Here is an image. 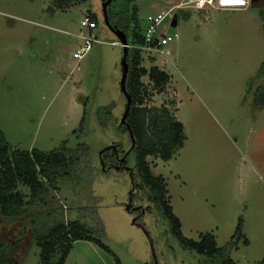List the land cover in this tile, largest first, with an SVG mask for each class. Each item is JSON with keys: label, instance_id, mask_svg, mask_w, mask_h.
Instances as JSON below:
<instances>
[{"label": "rangeland", "instance_id": "obj_1", "mask_svg": "<svg viewBox=\"0 0 264 264\" xmlns=\"http://www.w3.org/2000/svg\"><path fill=\"white\" fill-rule=\"evenodd\" d=\"M178 1L136 0L141 27L149 15ZM261 1L259 6L250 0L243 9H181L177 27L168 30L178 35L171 59L142 52V67L157 66L171 76L163 93L143 78L151 94L146 105L166 106L185 131L184 146L171 160L148 161L152 173L166 180L184 236L195 241L207 233L216 237L222 254L210 259L184 246L142 194L135 208L151 207L135 224L126 208L131 173L101 167L100 153L113 145L128 154V168L136 164L135 153H128L130 133L117 126L127 104L120 87L123 50L112 44L116 36L104 24L102 0L54 12L51 0H0V125L8 143L43 152L85 144L92 160L83 159L79 169L47 184L43 200L28 209L21 224L0 223V230L11 224L5 231L8 241L24 237L18 252L22 264L41 263L33 221L45 230L63 213L66 220L95 225L91 209L104 225L103 242L111 253L94 242L77 241L66 264H222L229 258L264 264V106L257 102L258 91H264ZM89 12L101 21L93 33L98 42L78 60L73 55L84 42L81 22ZM109 105L117 121L111 118L104 127L99 113L105 120ZM87 165L91 171L81 176ZM19 191L32 199L26 185L20 183ZM18 226H24V236Z\"/></svg>", "mask_w": 264, "mask_h": 264}, {"label": "trees", "instance_id": "obj_2", "mask_svg": "<svg viewBox=\"0 0 264 264\" xmlns=\"http://www.w3.org/2000/svg\"><path fill=\"white\" fill-rule=\"evenodd\" d=\"M83 2L85 0H51L49 10L53 12L55 10L65 11ZM251 3L259 5L257 0H252ZM138 11L136 0H113L108 8L111 24L126 32L130 48H132L131 54L129 53L128 56L130 72L127 79V90L132 99L127 118L130 128L122 125L121 121L117 123L119 131L128 133L131 131L136 140L132 152L135 153L136 157L134 175L137 179V186L132 196L134 200L137 196L140 197V194L142 197H146L151 205L168 220L172 233L184 246L196 251L201 256L214 259L222 254V250L218 248L216 237L212 233H207L201 235L200 241H195L184 236L182 223L174 213L170 203L166 180L163 176H155L152 173L148 161L149 157H157L166 162L171 160L175 152L184 146L185 131L184 125L172 115L166 106L156 108L146 105L151 94L147 90L143 78L148 77L157 92L163 93L166 85L171 81V76L157 66L149 70L141 66L142 51L139 50V47L143 43V28L138 20ZM87 14L97 22L99 27L101 21L98 14L93 12ZM114 42H119V40L116 38L112 44ZM257 102L259 106H264V91H258ZM104 111L105 115H108L105 120H102V113H99V121L104 127L109 124L111 118H115L117 121L114 116L113 105L105 107ZM116 147L118 150L110 147L103 153L102 158L106 165L117 162L118 153L125 154L121 151L120 145H116ZM89 152V147L85 144H81L76 150L63 147L51 152H43L37 149L29 151L14 149L8 143L0 125V223L9 221L14 225L21 224L28 209L43 200L42 196L46 195L47 184L53 185V181L59 175L66 176L75 169H79L83 159V162H88L90 159L89 162L91 163ZM87 167L80 171L81 176H86L91 171L92 166L87 165ZM20 183L31 190V200L27 201L19 191ZM85 194L89 197L93 195L91 194L90 182H86V180ZM150 207H147L146 210L149 211ZM82 210L87 212L90 209L83 207ZM93 210L91 209L90 213H92V217H95L93 219L96 222L95 225L81 220H66L63 218V213L59 219L53 220V224L45 230H41V228H45L43 225L33 221L35 237L41 252L40 264H66L77 241L94 242L103 250L111 253L109 247L103 242L104 225L96 217V210L94 212ZM9 223L0 230V264H22L18 252L22 248L21 241L24 237L8 241L5 231L11 226ZM23 227L19 228L18 226L17 233L24 236ZM31 232L33 233V231ZM237 236H242V223L238 227ZM118 264H122L120 260H118ZM222 264L237 263L229 258L224 260Z\"/></svg>", "mask_w": 264, "mask_h": 264}, {"label": "built area", "instance_id": "obj_3", "mask_svg": "<svg viewBox=\"0 0 264 264\" xmlns=\"http://www.w3.org/2000/svg\"><path fill=\"white\" fill-rule=\"evenodd\" d=\"M250 6V0H180L168 9H162L156 14L149 15L143 27V43L139 50L150 55H162L171 59L170 48L173 47L178 35L168 32L172 27L177 12L184 8H193L204 11L207 8L218 9H243ZM82 32L80 37L84 40L83 44L74 53V58L80 60L91 50L93 43L98 42L93 34L98 28L96 21L86 14L81 22ZM113 45H120L114 42Z\"/></svg>", "mask_w": 264, "mask_h": 264}, {"label": "water", "instance_id": "obj_4", "mask_svg": "<svg viewBox=\"0 0 264 264\" xmlns=\"http://www.w3.org/2000/svg\"><path fill=\"white\" fill-rule=\"evenodd\" d=\"M113 0H102V8H103V16H104V22L106 24V26L115 34L116 38L119 40L121 46H122V58H121V67H122V76H121V80H120V87H121V91L123 92V94L125 95V97L127 98V105H126V110L123 114V117L121 119V124L122 125H125L126 127L130 128L129 124H128V121H127V118H128V115H129V112H130V109H131V96L129 95L128 93V90H127V79H128V75H129V72H130V63L128 61V56H129V53H130V42H129V38H128V35L126 34L125 31L119 29L117 26H113L110 22V19H109V12H108V8H109V5L112 3ZM263 1H262V6H263ZM178 25V15L175 17L174 21H173V24H172V27L175 28L177 27ZM130 136H131V139H132V146H131V149L129 150L128 153H131L133 151V149L135 148V145H136V140H135V137L133 135V133L130 131ZM112 147L113 149H116L117 147L116 146H110ZM110 147L108 148H105L101 153H100V158H101V166L103 168L104 171H107L106 167H105V163H104V160L102 158L103 156V153L105 151H107ZM128 155V154H127ZM126 155V156H127ZM126 156H124L122 158V160H124L126 158ZM125 169H128L130 170L131 172V177H132V189H131V192H130V200L128 202V204L126 205V208L128 211H131V204H132V201H133V197H132V194L135 190V187H136V182L133 178V173H132V169L126 167ZM133 222L135 223L136 222V218H134Z\"/></svg>", "mask_w": 264, "mask_h": 264}, {"label": "flooded vegetation", "instance_id": "obj_5", "mask_svg": "<svg viewBox=\"0 0 264 264\" xmlns=\"http://www.w3.org/2000/svg\"><path fill=\"white\" fill-rule=\"evenodd\" d=\"M263 2H264V0H263ZM263 6H264V3H263ZM115 150H118V149L116 148ZM124 156H125V154L122 155V154L118 153L116 156L117 162L110 164L111 166L109 165V168L107 170L109 171L111 169H115V170L127 171L128 173H131L130 170L125 169L128 164H126V162H127L126 158L124 160H122V158ZM104 163H105V161H104ZM134 171H135V169H133L132 175H134ZM136 186H137V184H136ZM135 189H136V187H135ZM133 203H134V199H133L132 204H131V211H129V212L132 213L133 215H135V218H136L135 224H136V223L140 222L141 216H143L147 212V210H146V208H143L142 206L135 208V205Z\"/></svg>", "mask_w": 264, "mask_h": 264}, {"label": "crops", "instance_id": "obj_6", "mask_svg": "<svg viewBox=\"0 0 264 264\" xmlns=\"http://www.w3.org/2000/svg\"><path fill=\"white\" fill-rule=\"evenodd\" d=\"M94 31H95V30H94ZM94 31H93V32H94ZM80 34H81V33H80ZM80 34H79V37H80ZM80 38H81V37H80Z\"/></svg>", "mask_w": 264, "mask_h": 264}]
</instances>
